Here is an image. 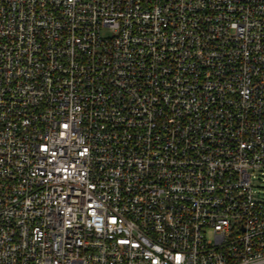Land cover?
<instances>
[{"label": "built area", "instance_id": "built-area-1", "mask_svg": "<svg viewBox=\"0 0 264 264\" xmlns=\"http://www.w3.org/2000/svg\"><path fill=\"white\" fill-rule=\"evenodd\" d=\"M264 0H0V264H264Z\"/></svg>", "mask_w": 264, "mask_h": 264}, {"label": "rangeland", "instance_id": "rangeland-1", "mask_svg": "<svg viewBox=\"0 0 264 264\" xmlns=\"http://www.w3.org/2000/svg\"><path fill=\"white\" fill-rule=\"evenodd\" d=\"M254 187L264 196V175L257 173V177L254 180Z\"/></svg>", "mask_w": 264, "mask_h": 264}]
</instances>
